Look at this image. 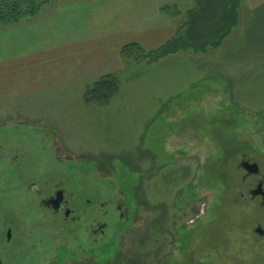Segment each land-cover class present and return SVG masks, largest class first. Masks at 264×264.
<instances>
[{
	"label": "rangeland",
	"instance_id": "374dc122",
	"mask_svg": "<svg viewBox=\"0 0 264 264\" xmlns=\"http://www.w3.org/2000/svg\"><path fill=\"white\" fill-rule=\"evenodd\" d=\"M242 1L219 49L127 60L106 104H85L84 84L0 99V120L22 124L0 129V143L21 144L47 178H71L76 217L108 226L86 244L47 214L19 264H264L262 249L238 248L255 244L244 241L264 215L238 169L242 154L264 166V3ZM176 7L175 34L193 0ZM20 199L11 190L0 207L18 215Z\"/></svg>",
	"mask_w": 264,
	"mask_h": 264
},
{
	"label": "crops",
	"instance_id": "0c3cea01",
	"mask_svg": "<svg viewBox=\"0 0 264 264\" xmlns=\"http://www.w3.org/2000/svg\"><path fill=\"white\" fill-rule=\"evenodd\" d=\"M180 1L56 0L47 14L0 30V99L44 88L70 91L73 84L85 91L120 72L123 46L150 52L173 37L175 21L160 8ZM247 2L254 8L264 0ZM5 119L0 125L17 123Z\"/></svg>",
	"mask_w": 264,
	"mask_h": 264
},
{
	"label": "flooded vegetation",
	"instance_id": "af4514ba",
	"mask_svg": "<svg viewBox=\"0 0 264 264\" xmlns=\"http://www.w3.org/2000/svg\"><path fill=\"white\" fill-rule=\"evenodd\" d=\"M19 125L22 124L6 123L0 125V129H11L12 126ZM10 142L9 139L4 141V144L0 143V191H4V194L0 193V195L10 202L11 190H16L21 198L22 212L12 216L11 214L14 213L11 207H8L9 209L0 207V264L21 262V257L27 249L28 238L38 237L47 214L56 218L55 223L61 217L62 223L68 225L66 228L73 232V236H78L79 240L86 244L90 243V237L103 235L108 227L107 223L98 221L96 218L92 219L91 214H86L83 218L76 217L75 200L73 196L69 198V187H67L71 178L60 181L58 177L53 179L45 177L43 169L37 170L34 166L28 165V156L25 150H20L21 144ZM243 163L256 164L258 172L248 173L242 168ZM238 169L244 172L242 180L248 182L247 198L244 200L248 201L250 208L258 203L260 209L264 211V173L262 172L264 166L260 165L254 157H246L242 154L238 158ZM257 190L258 194L254 195L253 193ZM59 192H62V199L57 203L55 200ZM92 203L91 200H86L83 208L91 209ZM116 210L120 220L128 221V210L123 203H118ZM258 230H261V233ZM253 241L254 245H243L238 248L262 249L264 254V215L260 223H255L244 243ZM67 248L68 246L63 247V249ZM81 249L86 248L81 247Z\"/></svg>",
	"mask_w": 264,
	"mask_h": 264
},
{
	"label": "trees",
	"instance_id": "16d2710c",
	"mask_svg": "<svg viewBox=\"0 0 264 264\" xmlns=\"http://www.w3.org/2000/svg\"><path fill=\"white\" fill-rule=\"evenodd\" d=\"M55 1L0 0V28L6 29L38 18L42 9ZM193 5L194 7L185 13V22L173 38L150 52H144L136 44H127L119 53L122 62L135 60L139 55L153 56L156 60L187 52L205 55L210 50L219 49L237 30L243 6L242 0H193ZM178 12L176 5L160 8V13L166 16L175 17L179 15ZM118 90L117 75H106L87 86L83 100L87 105H103L108 103ZM132 189H128V192Z\"/></svg>",
	"mask_w": 264,
	"mask_h": 264
},
{
	"label": "water",
	"instance_id": "95a60500",
	"mask_svg": "<svg viewBox=\"0 0 264 264\" xmlns=\"http://www.w3.org/2000/svg\"><path fill=\"white\" fill-rule=\"evenodd\" d=\"M241 166H242V168H243L245 171H247V172L250 173V174H256V173L258 172V166H257L256 164H252V165H250V164H248V163H243ZM258 192H259V191L257 190V191H255L253 194H254V195H257ZM61 199H62V192H59V194L57 195L55 201L58 203L59 201H61ZM258 232L261 233V230H258Z\"/></svg>",
	"mask_w": 264,
	"mask_h": 264
}]
</instances>
